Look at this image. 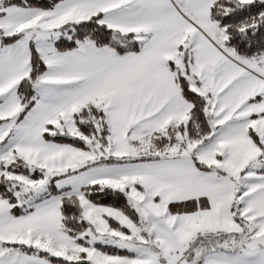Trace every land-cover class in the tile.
<instances>
[{"label":"snow or ice","instance_id":"6c2138e0","mask_svg":"<svg viewBox=\"0 0 264 264\" xmlns=\"http://www.w3.org/2000/svg\"><path fill=\"white\" fill-rule=\"evenodd\" d=\"M0 264H264V0H0Z\"/></svg>","mask_w":264,"mask_h":264}]
</instances>
